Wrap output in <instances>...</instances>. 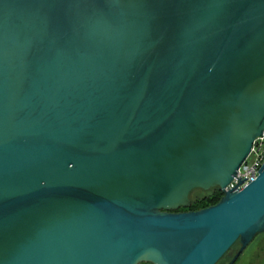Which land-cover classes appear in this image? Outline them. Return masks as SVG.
Masks as SVG:
<instances>
[{
  "label": "water",
  "instance_id": "95a60500",
  "mask_svg": "<svg viewBox=\"0 0 264 264\" xmlns=\"http://www.w3.org/2000/svg\"><path fill=\"white\" fill-rule=\"evenodd\" d=\"M263 128L264 0H0V264H233Z\"/></svg>",
  "mask_w": 264,
  "mask_h": 264
},
{
  "label": "rangeland",
  "instance_id": "374dc122",
  "mask_svg": "<svg viewBox=\"0 0 264 264\" xmlns=\"http://www.w3.org/2000/svg\"><path fill=\"white\" fill-rule=\"evenodd\" d=\"M206 196H212V201L218 200L219 195L215 190L203 192L200 190H194L190 193V204L196 200H200ZM210 202V203H211ZM191 206L183 207L184 210H192ZM237 245L231 247L226 254L218 260L216 264H226L230 257L234 254ZM138 264H149V263H138ZM233 264H264V231L251 240V242L244 248L241 254L237 257Z\"/></svg>",
  "mask_w": 264,
  "mask_h": 264
},
{
  "label": "built area",
  "instance_id": "2783aa9c",
  "mask_svg": "<svg viewBox=\"0 0 264 264\" xmlns=\"http://www.w3.org/2000/svg\"><path fill=\"white\" fill-rule=\"evenodd\" d=\"M264 160V128L259 136H256L251 144L250 150L244 160L241 162L235 175L226 185V189L238 184V188L243 186L248 181L254 179L257 170Z\"/></svg>",
  "mask_w": 264,
  "mask_h": 264
},
{
  "label": "trees",
  "instance_id": "16d2710c",
  "mask_svg": "<svg viewBox=\"0 0 264 264\" xmlns=\"http://www.w3.org/2000/svg\"><path fill=\"white\" fill-rule=\"evenodd\" d=\"M213 190H215L218 193V195L220 196V192L218 190H216V189H213ZM212 199H213L212 196H206L200 200H196V201L192 202L191 204L189 203L188 206H191L190 209H192V210L202 208V207H205V206H208L210 204L215 203V200L211 202ZM177 211H184V209L182 207H179L177 209Z\"/></svg>",
  "mask_w": 264,
  "mask_h": 264
},
{
  "label": "flooded vegetation",
  "instance_id": "af4514ba",
  "mask_svg": "<svg viewBox=\"0 0 264 264\" xmlns=\"http://www.w3.org/2000/svg\"><path fill=\"white\" fill-rule=\"evenodd\" d=\"M234 245H237V246H238V244H234ZM234 245H233V246H234ZM233 246H232V247H233ZM236 250H237V249H236Z\"/></svg>",
  "mask_w": 264,
  "mask_h": 264
}]
</instances>
